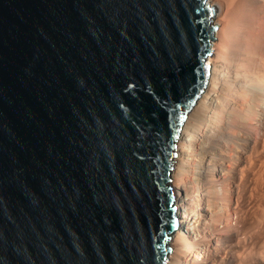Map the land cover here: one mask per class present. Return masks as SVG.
<instances>
[{
  "label": "water",
  "instance_id": "water-1",
  "mask_svg": "<svg viewBox=\"0 0 264 264\" xmlns=\"http://www.w3.org/2000/svg\"><path fill=\"white\" fill-rule=\"evenodd\" d=\"M207 0H0V264H166L172 158L209 84Z\"/></svg>",
  "mask_w": 264,
  "mask_h": 264
},
{
  "label": "rangeland",
  "instance_id": "rangeland-1",
  "mask_svg": "<svg viewBox=\"0 0 264 264\" xmlns=\"http://www.w3.org/2000/svg\"><path fill=\"white\" fill-rule=\"evenodd\" d=\"M214 1L218 12L214 21L226 23L231 35L225 37L230 48L232 47L226 70L233 74L236 65L241 68L230 80L227 77L222 80V86L209 100L204 118L199 117L202 115L197 111L195 113L196 119H201V122L196 124L201 140L198 145V158H202L203 144L207 142L209 134L216 137V141L224 135L227 143L222 163L220 162L219 181L210 185L206 183L202 172H190L194 178L197 176L194 181L201 184L204 195L203 208L199 210L202 218L199 229H192L190 233L183 229L185 233L190 234V242L185 250H190L197 243L198 257L205 248L214 249L218 253L220 264H264V102L258 103L253 97L254 91H251L256 86L264 85V0H257L258 3L255 0V5L254 0ZM255 7H258L257 10ZM215 35L217 38V34ZM253 79L255 80L252 83ZM229 81L234 85L236 81L238 88L229 89ZM249 87L253 89L250 90ZM176 149L177 147L175 151ZM208 157L210 159L211 155ZM194 168L192 167V170ZM217 191L222 192L220 197L215 196ZM226 193L228 197L224 202L229 205L221 203ZM190 218L193 220V215ZM176 230L177 228L170 234V238ZM220 242L226 244L225 249L219 248ZM169 247L171 252L173 245ZM185 261L194 264L192 259ZM206 261L208 258L205 256L204 262Z\"/></svg>",
  "mask_w": 264,
  "mask_h": 264
},
{
  "label": "bare ground",
  "instance_id": "bare-ground-1",
  "mask_svg": "<svg viewBox=\"0 0 264 264\" xmlns=\"http://www.w3.org/2000/svg\"><path fill=\"white\" fill-rule=\"evenodd\" d=\"M256 2H257V0H256ZM256 2L254 0L253 4L255 5ZM210 4L216 5V2L213 0V2ZM257 8L258 7H255V10H257ZM217 14H218V12H217ZM253 16H255V15H253ZM228 27L229 26H227L226 23L218 21V28L219 29L216 30L217 38H215V40H214L215 42L214 41L212 42L213 54L209 57L207 56L208 58L206 57L207 63L210 64V74H209V78H208V81H209L208 87H207L206 91L203 94H201V96L196 100V103L194 104L191 111H189L186 114L185 119H184L183 124H182L181 131H180L179 136L176 140L177 149L175 151L176 155L172 158L173 169L171 171L170 176H171V184L173 186L174 194L176 197L174 204L177 205V209H178L177 210L178 211L177 216L179 217V223H178L177 230L173 234V237H171V238L169 237L166 240L167 246L173 245L172 251L167 255L166 264H188V262L186 263V261H185L186 259H188L189 261H191V259H192V262L194 264H220V262L218 261V253L214 249L205 248L203 250L201 256L198 257L199 254L197 251L198 246H196L197 243H195L192 246V248L188 251H186L185 248L188 247V243L190 242V234H187V233H190V231H192V229L198 230L199 229L198 227L202 221L201 214L199 213V210L203 208L202 204H203V195L204 194L201 191V186H200L201 184H199V182H197V181L196 182L194 181V179L197 178V176L194 178L191 175V173L195 172L198 174V173L202 172L204 174L203 178L206 180V183H208V184H210V183L213 184L212 182L219 181L218 180L219 179L218 174L220 173V166H221L222 157H223L222 155L224 154L223 151H224V148L226 147V143H227L226 140L224 139V135L223 136L221 135L220 138L217 139V141H216V137H214L212 134H209L207 142H205L203 144V148H202L203 149L202 150L203 155H201L202 158H198V154H197L198 153V145H200L201 140H200V137L198 136L200 133L197 131V128H196L197 125L196 124H198V122H201V119L199 117H201V118L205 117L204 113L206 110H208L209 100L211 98H213L212 96H214L213 95L214 92L216 93V91L218 89H220L219 87L222 86V80L225 79V77H227V79L230 80V78H232V76L235 75L234 73H238L240 68H241L239 65H236L234 67L235 68V70L233 72L234 75L232 74V72L230 74L229 71L226 70L227 63L231 59L230 58V54H231L230 49L232 50V47L230 48V46H229V44L225 38L226 36L229 35V32H230ZM229 36H231V35H229ZM237 55H238V53H237ZM247 57H248V55H247ZM250 58H251V56H250ZM242 60H244V59H242ZM246 61H243V62L246 63ZM240 64H242V63H240ZM249 64L250 63H248V65ZM245 65H247V64H245ZM247 67H249V66H247ZM242 76H241V78H242ZM249 76H251V74H249ZM253 76H254V74H253ZM247 77H248V75H247ZM252 78H250V79H252ZM254 78H256V77H254ZM248 80H249V78H248ZM254 80L255 79H253L252 83L254 82ZM234 83H235V85L232 84V82H230L228 84V88L229 89L238 88L236 86V84H237L236 81H234ZM256 85H253V87ZM251 89H253V88H250V90ZM251 91L252 92L254 91L253 97H255V100L258 103L264 102V85L261 84L258 87L256 86L254 88V90H251ZM196 111L198 113H200V115H202V116H199L197 119L195 117ZM247 113H248V111H247ZM248 114H250V113H248ZM242 117L243 116L241 114V119H242ZM244 119L245 118H243V120ZM245 122H246V120H245ZM242 123H244V122H242ZM208 155L209 156L211 155L210 159H209ZM204 159H205V161H204ZM194 165H196V166H194ZM192 167L193 168L195 167V168L192 170ZM199 180H201V179H199ZM220 192L217 191V193H215V196L219 195V197H220V194H222V192L221 193ZM226 197H228L227 193L225 196L223 195V198H222L223 201L221 202V203H223V205H224V203L228 204L227 202H224V201H226ZM219 208H220V206H219ZM224 209H226V208H224ZM192 215H193V220L190 218V216L192 217ZM191 225H196L195 227H197V228L191 227ZM183 229H185V231L187 233H185L183 231ZM262 237H263V235H262ZM211 241H212V239H211ZM225 247H226V244L224 242L219 243L220 249H225ZM205 256H206V258H208V261H206V262H204Z\"/></svg>",
  "mask_w": 264,
  "mask_h": 264
}]
</instances>
